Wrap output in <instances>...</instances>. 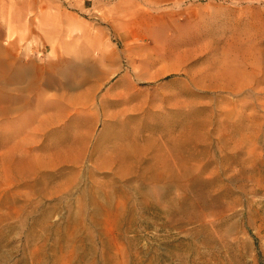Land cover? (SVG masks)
<instances>
[{
    "label": "rangeland",
    "instance_id": "374dc122",
    "mask_svg": "<svg viewBox=\"0 0 264 264\" xmlns=\"http://www.w3.org/2000/svg\"><path fill=\"white\" fill-rule=\"evenodd\" d=\"M0 264H264V0H0Z\"/></svg>",
    "mask_w": 264,
    "mask_h": 264
},
{
    "label": "crops",
    "instance_id": "0c3cea01",
    "mask_svg": "<svg viewBox=\"0 0 264 264\" xmlns=\"http://www.w3.org/2000/svg\"><path fill=\"white\" fill-rule=\"evenodd\" d=\"M26 66L28 69L30 68V66H33V68H35L36 70H40L36 63H29V65H26ZM50 70H51L50 64L41 66V71L43 72L44 75H46V73L49 72Z\"/></svg>",
    "mask_w": 264,
    "mask_h": 264
}]
</instances>
